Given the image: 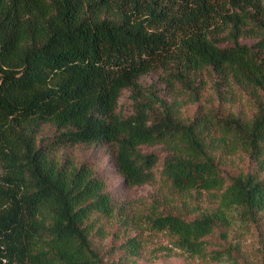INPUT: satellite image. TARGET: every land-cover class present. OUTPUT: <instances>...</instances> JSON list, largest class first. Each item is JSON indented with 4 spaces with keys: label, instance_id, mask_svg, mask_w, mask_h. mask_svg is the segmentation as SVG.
I'll return each mask as SVG.
<instances>
[{
    "label": "trees",
    "instance_id": "1",
    "mask_svg": "<svg viewBox=\"0 0 264 264\" xmlns=\"http://www.w3.org/2000/svg\"><path fill=\"white\" fill-rule=\"evenodd\" d=\"M233 87L250 117L213 106ZM74 146L107 148L129 187L160 181L215 208L117 203L89 159L60 156ZM156 146L162 158L142 150ZM238 153L257 174L226 179L220 164ZM0 171V264L135 263L149 235L221 262L229 251L207 249V237L234 215L264 214V0H0ZM111 222L121 240L102 252L94 239Z\"/></svg>",
    "mask_w": 264,
    "mask_h": 264
},
{
    "label": "rangeland",
    "instance_id": "2",
    "mask_svg": "<svg viewBox=\"0 0 264 264\" xmlns=\"http://www.w3.org/2000/svg\"><path fill=\"white\" fill-rule=\"evenodd\" d=\"M239 42L246 45H253L255 40L244 38L239 39ZM156 75L150 74L142 78L141 83L144 86L156 83ZM230 94H225L226 100H231L227 103L213 99V106L220 107L225 113H232L239 115L240 117H250L253 112V106L251 101H248V94L243 93L237 87L230 89ZM210 92L205 91L202 97V101L211 98ZM128 93L124 92L122 99L120 100V108L123 113L126 114L130 111L129 102L127 100ZM196 105L187 107L184 111L186 116H191L195 111ZM42 136H50L54 134L51 127L46 126L42 130ZM144 152H153L160 158L165 155L163 149L159 146L156 147H143ZM60 156L69 155L75 161L80 162L84 159H89L95 166L96 170L102 175L106 182V186L111 196L117 201V203H123L133 208H141L146 203H149L157 196H161L162 199L166 198L164 204L170 205L165 207L166 209L180 210L182 214H186V209H181L185 204L192 206H198L199 213L202 211H210L215 208V204L209 200L208 196L203 194L191 193L186 197H175L169 195L165 188H161L160 181L153 184L141 186V187H129L124 184L122 178L116 172L113 159L107 150L102 146H74L62 150ZM222 174L226 179L236 177L239 174L251 173L257 174L256 165L251 162L245 155L238 153L231 157H227L220 164ZM0 171V175H1ZM258 178L264 177L263 173H258ZM158 179V177H157ZM198 195V196H196ZM185 201V202H184ZM163 204V205H164ZM188 215L187 218H190ZM117 224L111 222L106 225V230L109 234L104 239H94V244L102 252L109 251L116 246L121 240L120 232H116ZM117 233L119 238L113 234ZM129 235L133 232H127ZM210 242L207 249H223L229 251V256H225L221 262H209L206 264H261V253L264 249V214L258 218L255 222L241 221L236 215L231 219L230 225L218 226L212 235L207 237ZM158 246H164L166 251L158 252L156 248ZM119 253H114L113 256H106L109 260H116ZM125 264H205L200 262L197 258L191 257L187 253L172 248L170 241L165 236L149 235L148 241L144 250L141 252L139 259L135 263L127 261Z\"/></svg>",
    "mask_w": 264,
    "mask_h": 264
}]
</instances>
